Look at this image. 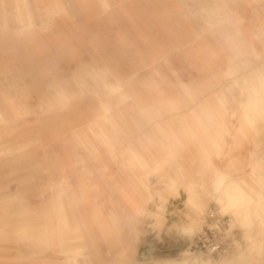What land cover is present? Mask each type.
Returning <instances> with one entry per match:
<instances>
[{"label": "crops", "instance_id": "crops-1", "mask_svg": "<svg viewBox=\"0 0 264 264\" xmlns=\"http://www.w3.org/2000/svg\"><path fill=\"white\" fill-rule=\"evenodd\" d=\"M233 79V84L242 79L245 85L233 87ZM71 82L75 89L68 90ZM240 88L250 95L240 101L244 119L236 122L229 117L239 110L238 101L232 99L240 94ZM180 93L185 96L182 102ZM213 99L223 105L216 106ZM48 101L58 102L63 108ZM29 111L43 112L24 118ZM0 120L3 140L27 133L39 140L35 144L40 143L38 149L43 157H70L67 163L58 162V175L72 163L83 162L78 149L86 145L74 135L88 130L91 136L87 143L95 148L90 139L101 140L109 151L110 162L114 164L121 158L124 168V157L134 158L129 166L135 171L151 166V158L161 165L172 157L184 186L190 189L189 171L193 159L200 157L199 144L187 143L188 147L193 145L192 149L184 150L169 127L185 123L187 127L180 133L198 139L192 126H221L228 132L231 126L247 125L254 128L252 145L264 144V0H0ZM80 120H86L84 127H80ZM94 125L97 129L92 128ZM24 126L26 129L21 131L19 128ZM131 127L134 129H128ZM164 133L175 138L174 144L168 138L161 139ZM220 143L214 137L199 150L207 158L212 150L221 156L220 150L224 149ZM149 147L152 155L145 149ZM21 157L26 158L0 155V168L17 164ZM239 157L230 155L233 159ZM148 174L136 177L133 173L136 178L128 175L122 184H117L121 198L116 199V204L124 206V213L130 212L128 219L148 215L160 228L166 220V202H159L155 211L149 212L154 191ZM213 174L216 200L222 199L223 192L242 187L225 181L228 173L216 167ZM60 179L66 180L67 176L61 175ZM60 179L47 181L49 192ZM175 179L169 176L170 181ZM75 189L69 190L70 197L75 195ZM70 197L61 199L49 193L42 206L26 205L21 213L10 202L1 200V261H8L10 258L5 256L10 253L17 257L39 254L42 246L53 249L59 239L61 248L68 225L65 207ZM176 197H180L179 190ZM188 201L192 202V194L187 196ZM160 214L161 226L156 218ZM39 220L44 224H37ZM58 252L68 253V247ZM88 259L90 263L97 262ZM97 264L109 262L99 259Z\"/></svg>", "mask_w": 264, "mask_h": 264}, {"label": "rangeland", "instance_id": "rangeland-1", "mask_svg": "<svg viewBox=\"0 0 264 264\" xmlns=\"http://www.w3.org/2000/svg\"><path fill=\"white\" fill-rule=\"evenodd\" d=\"M163 65L169 69L168 63ZM234 80L231 82L233 87L239 88L241 85L242 87L245 85L242 79L233 84ZM163 85L171 86L167 83ZM68 87V90L75 89L72 82ZM241 88L239 89L240 94L233 96L232 99V102L238 101L239 110L234 111L229 117L232 120L236 119V122L244 119L245 112L240 101L250 95L249 92L242 93ZM88 89L90 90V87ZM16 97L14 94L13 98ZM183 97L185 96L180 93V102ZM77 99L79 101L81 97ZM212 101L218 107L223 105L219 104L220 102L216 99ZM50 103L59 105L58 102ZM87 104L90 103L87 102ZM59 107L63 108V105H59ZM42 112L29 111L28 116L24 118L37 117L39 115L36 114ZM163 112L166 114L164 107ZM202 115L205 119L204 114ZM86 120L78 122L83 123L80 127L85 126ZM2 122L0 120V124H3ZM68 127L77 129V126ZM186 127L184 123L178 128H169L173 133H176L175 136L181 145L185 146L184 150L190 152L189 149H192L193 145L188 147L187 143L192 144L197 141L196 143L199 144L197 154L200 157L193 159V165L189 171L192 181L190 189L184 186V180L172 157H168L167 161L161 165L156 164V158H151V166L144 169L138 167L136 171L129 166V161L134 158L124 157L122 159L125 162L124 168L121 158H118L114 164L110 162L109 151L101 144V140L93 137L90 139L95 148L87 143V137L91 136L88 130H85L84 134L74 135L86 147H81V145L78 149L83 162L72 163L64 174H61L67 176L66 180L60 179L61 175L56 173L59 172V163L65 160L67 163L68 160H71L70 157L66 159L43 157L42 152L38 149L40 143L35 144L39 140L28 136L27 133H24L26 136L21 134L16 139L15 136L18 134L13 135L14 138L10 141L0 138V155L26 156V158L17 159L20 160L17 164L0 168V201L10 202L9 204H13L18 213L25 211L26 205L30 208L42 206L44 200L48 199L49 193L64 199L66 196L70 197L68 193L70 189L76 188L75 195L67 200L65 207L68 225L63 233V246L58 247L59 239L53 249L42 246V252L39 254H21L17 257L10 253L11 256H5L10 259L3 262L1 257L3 258L4 253L2 252L0 253V264H83V260H86L85 264H97L99 259L102 262H109V264H185L188 259L192 262L205 264H264V144L259 147L252 145L250 136L254 135V128L247 125L231 126L228 132L221 126H192L194 134L199 135L198 139L181 134L179 130L184 132ZM14 128L16 131L18 130L16 127ZM92 128L97 129V126L94 125ZM19 129L22 131V129H26V126ZM128 129L133 130L134 128ZM245 135H248L250 139L248 137L246 139ZM214 137L221 142V149L223 148L224 152L220 150V156L212 150L210 158L204 157L199 149ZM167 138L174 144L175 138L169 134L164 133L161 139L164 141ZM34 139L36 141L28 143V140ZM199 140H203V142ZM240 140L244 145L242 143L238 145L237 142ZM110 142H112V136ZM231 142L232 146L229 145ZM116 149L117 147L115 151H117ZM145 149L152 155L153 151L150 147ZM44 150H48V148H44ZM168 153L172 155V151L169 150ZM229 153L230 155L238 154L240 157L230 158ZM67 154L69 155V153ZM191 154L193 155L192 151ZM247 154H251V156L247 157ZM212 158H216L217 161ZM251 160L255 161L253 165ZM32 163L39 165L32 166ZM211 163L213 164L211 165ZM30 164L31 166L28 167ZM105 164L109 168H106ZM214 167L228 173L225 181H234L242 187L223 192L220 196L222 199L216 200L218 195L214 192ZM146 172H149L148 183L154 191V195L151 196L154 201L151 200L152 203L148 205L149 212L155 211V205H158L159 202H166V220L163 225L158 221L161 214L156 215L158 225H162L160 228L154 225L153 218L148 215L145 217L131 216L128 219L126 216L130 215V212L124 213L121 210V207L124 206L116 204V199L121 198L117 184H122L128 175L136 178L146 175ZM133 173L137 176H133ZM111 175H113L112 178H110ZM169 176L177 179L172 182L169 180ZM55 177L60 179V183L49 192L47 181ZM177 190H179L180 197H176ZM43 191L46 193L42 194ZM189 194H192V202L188 201L190 204L186 203ZM128 206L132 208V205ZM158 210L164 212L163 207ZM210 210L216 218L218 216L224 218L220 232L226 239L228 251L221 260L200 257L190 253L188 249L191 241L201 232L202 228H206L207 223L209 224L207 215ZM55 221L56 218L51 226H54ZM83 221L84 225H82ZM43 222L44 220H39L36 223L43 225ZM41 232L43 231L37 233ZM53 235L58 238L56 230ZM136 235H138L137 238ZM71 237L73 238L71 239ZM66 247H68V253L58 252L59 249L62 250ZM34 249L38 248L34 247ZM88 257L96 259L97 262L93 260L90 263ZM73 258L79 262H74ZM53 259L55 261H52Z\"/></svg>", "mask_w": 264, "mask_h": 264}, {"label": "built area", "instance_id": "built-area-1", "mask_svg": "<svg viewBox=\"0 0 264 264\" xmlns=\"http://www.w3.org/2000/svg\"><path fill=\"white\" fill-rule=\"evenodd\" d=\"M208 213V222L202 228L201 232L191 241L189 251L200 257H207L212 260H221L228 251L225 237L220 232L222 223L221 216L216 218L215 214L210 210Z\"/></svg>", "mask_w": 264, "mask_h": 264}, {"label": "bare ground", "instance_id": "bare-ground-1", "mask_svg": "<svg viewBox=\"0 0 264 264\" xmlns=\"http://www.w3.org/2000/svg\"><path fill=\"white\" fill-rule=\"evenodd\" d=\"M185 264H205V263H203V262H192L191 260H187V261H185Z\"/></svg>", "mask_w": 264, "mask_h": 264}]
</instances>
